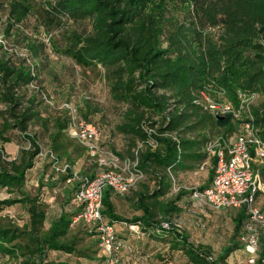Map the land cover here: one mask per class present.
<instances>
[{
  "label": "trees",
  "instance_id": "trees-1",
  "mask_svg": "<svg viewBox=\"0 0 264 264\" xmlns=\"http://www.w3.org/2000/svg\"><path fill=\"white\" fill-rule=\"evenodd\" d=\"M182 4L190 19L182 24L166 18L158 0H52L40 8L38 16L46 28L60 26L62 20L91 23L89 34L67 37L61 54L81 69H102L112 98L127 108L116 131L128 139L129 159L134 161L136 151L137 170L157 184L150 194L144 187L135 193L134 209L141 215L131 221L117 214L112 203L116 196L105 191L104 218L113 225L161 231L169 252H179L186 264H227L231 254L243 249L236 240L244 238L241 235L249 218L246 207L235 211L230 246L216 258L208 249L191 245L183 233L171 228L163 231L156 219L168 214L169 205L164 201L172 177L193 172L209 159L204 151L206 136L189 139L186 135L217 128L228 134L233 131L232 125L222 126L224 123L202 106L205 78L218 79L230 93L242 90L264 97V0H182ZM4 5L8 7L9 33L27 11L23 0H0V10ZM209 30L217 33L209 34ZM29 50L40 56L35 47ZM38 76L41 78L39 64ZM29 78L20 58L0 54V141L6 145L19 136L17 139L29 144L14 160L0 158V190L12 196L0 201V212L19 204L29 218L21 228L0 218V257L14 264H65L47 262L48 253L55 252L97 262L98 252L102 253L96 234L80 223L73 224L79 210L61 215L45 228L48 206L39 196L23 193L27 173L40 154L37 137L29 129L34 124L47 127L37 110L42 104L24 95ZM89 112L86 106L81 117L91 122ZM253 114L264 144V111ZM67 124L68 116L55 120L48 143L50 153L72 169L77 159L87 155L84 147L67 137ZM209 160L214 166L215 161ZM213 173L211 169L209 184ZM66 175L64 183L71 177L70 171ZM81 236L96 242L88 245ZM260 246L255 264H264L263 238ZM99 257L104 264V256Z\"/></svg>",
  "mask_w": 264,
  "mask_h": 264
},
{
  "label": "rangeland",
  "instance_id": "rangeland-1",
  "mask_svg": "<svg viewBox=\"0 0 264 264\" xmlns=\"http://www.w3.org/2000/svg\"><path fill=\"white\" fill-rule=\"evenodd\" d=\"M51 1L23 0L27 11L26 16L20 24L13 25L9 33L6 32L8 29V7L4 5L0 10V39L6 41L9 46L16 47L21 54L35 59L36 64L40 66L41 85L51 102V106L48 108L42 105L37 107L40 119L47 122V127L34 124L29 129L30 134L37 137L40 154L34 160V167L27 173L25 186L22 189L25 195L39 196L41 202L48 206L45 228H48L52 221L61 215L72 213L75 209L70 202L72 197L70 193L76 183L66 184L62 181V178L67 175L54 169L48 143L49 135L54 133V121L68 116L66 106L75 110L79 116L85 113L87 106L90 109L88 120L103 132L104 149L118 156L121 162L129 158L127 154L128 139L116 131V127L123 122V114L127 108L112 98L108 85L103 79L102 69H81L75 66L71 59L61 54L66 46L67 37L74 34H89L92 31L91 23L88 21L72 23L62 20L60 26L49 28L42 26L38 12L46 2ZM158 2L164 6L167 12L166 18L179 24L190 20L187 6L182 4V0H158ZM208 32L215 35L217 30ZM30 46L40 51L39 57L29 50ZM163 47H166V44H163ZM201 92L220 110L219 120L224 123L222 126L232 125L233 131L228 134L225 131L221 132L220 128L207 129L188 134L187 138H198L201 135L206 136L208 140L222 136L235 138L242 133L243 126L247 123L253 125L259 137L261 129L257 126L253 113L254 111H264L263 96L242 90L230 93L220 85L218 79L209 77L205 78ZM17 137L6 145H2L0 141V150L4 152L7 160L16 159L20 155V150L29 148V144ZM150 144L153 148L156 147L153 142ZM138 146L141 147L140 144ZM252 159L254 171L259 172L260 177H263L264 158L258 160L256 155H253ZM60 162L66 163L65 160ZM211 169L214 170V166L210 161L204 166V169L200 168L172 177L171 188L164 201L169 205L168 214L162 217L157 216L156 220L160 223L165 221L171 229L186 235L191 245L208 249L212 258H216L222 249L230 246L233 237L231 221L235 211L213 210L193 197L195 192L199 193L209 186V171ZM97 171L98 167L95 165V161L86 156L77 159L72 167V172L76 173L78 177H89V174L94 175ZM262 181L264 182V180ZM156 186V182L143 177L134 190L122 199L120 215L127 221L140 217L141 212L134 209L135 193L144 187L150 194L156 189ZM7 198H12V196L5 190H0V201ZM255 209L258 211L260 219L248 218L244 235H241L244 238L236 240L243 246V249L231 254L227 259V264H255L256 253L261 249L260 240L264 239V197L260 199L259 203L256 202ZM135 213H138L139 216ZM0 218L8 220L19 228L29 220L25 209L19 204L0 212ZM78 230L73 229V232H78ZM126 234V232H119L118 237L126 242L130 250L138 252L131 253L129 250H123L116 254L113 264H186L179 252H169L168 246L165 245L166 238L161 231L141 227L139 235L124 236ZM84 239L88 245L96 242L94 238ZM98 248H96L97 251ZM251 249L255 251L253 254L250 253ZM99 256L103 255L98 252L97 262H91L61 253L49 252L47 262L103 264L99 262ZM0 264L14 263H9L6 258L0 257Z\"/></svg>",
  "mask_w": 264,
  "mask_h": 264
},
{
  "label": "built area",
  "instance_id": "built-area-1",
  "mask_svg": "<svg viewBox=\"0 0 264 264\" xmlns=\"http://www.w3.org/2000/svg\"><path fill=\"white\" fill-rule=\"evenodd\" d=\"M1 53L23 61L30 77L24 86L27 100L36 98V103L50 107L51 102L41 85L35 59L21 54L16 47L9 46L3 39H0ZM200 96L204 109L219 117L220 110L208 101L202 92ZM65 108L68 111L65 130L67 137L84 147L87 157L95 161L98 171L92 178L78 177L67 163H61L52 153L51 163L57 172L67 174L70 171L71 177L66 180V184L74 182L77 185L71 205L79 212L73 218V224L80 223L95 233L105 258L104 263L113 264L116 254L126 250L128 246L118 237L114 225L102 215L103 196L105 191L109 190L116 197H126L141 182L143 175L136 168L137 152H134V161L128 158L121 162L118 156L104 149L103 132L97 125L86 121L70 107ZM263 147L264 144L251 123L245 124L242 133L235 138L218 137L208 140L204 151L215 161L213 177L209 186L199 193L195 192L193 197L213 210H237L244 206L249 213V219H260L255 204L258 194L264 196V184L259 172L253 169L252 155H256L258 160L264 158ZM0 158L8 161L2 150ZM126 228L129 232L139 235V225L130 224L126 225ZM161 229L168 231L170 227L161 223ZM254 252V249H251L250 253Z\"/></svg>",
  "mask_w": 264,
  "mask_h": 264
},
{
  "label": "crops",
  "instance_id": "crops-1",
  "mask_svg": "<svg viewBox=\"0 0 264 264\" xmlns=\"http://www.w3.org/2000/svg\"><path fill=\"white\" fill-rule=\"evenodd\" d=\"M210 159V158H209ZM207 160L206 161V163H204L200 168L201 169H204V166H206L207 165V163L208 162H210L211 160ZM199 168V169H200ZM196 171V170H195ZM90 173V172H89ZM97 173V172H96ZM95 173V174H96ZM94 174V175H95ZM91 177L92 176H94V175H92V173L91 174H89ZM262 180H264V173H263V177H261V181ZM262 183L264 184V182L262 181ZM262 197H264L261 193L260 194H258V196H257V200H256V202L257 203H259V201H260V199L262 198ZM112 203H113V205H114V208H115V210H116V212H117V214H119L120 215V213H119V210L121 209V205H122V203H123V201H122V199H120V198H116V197H112ZM134 203H135V199H134ZM133 203V204H134ZM124 208V207H123ZM233 211H237V210H235V209H232ZM135 215H137V216H139L138 215V213H135ZM126 225H130V224H125V223H116V224H114V227H115V230H116V232H117V234L119 233V232H126L127 234L126 235H124V236H132L133 235V233H131V232H129L128 230H127V228H126ZM121 226V227H120ZM135 235V234H134ZM119 236H123V235H119ZM126 250H129L131 253H137L138 251H136V252H133L132 250H130V248H127Z\"/></svg>",
  "mask_w": 264,
  "mask_h": 264
},
{
  "label": "water",
  "instance_id": "water-1",
  "mask_svg": "<svg viewBox=\"0 0 264 264\" xmlns=\"http://www.w3.org/2000/svg\"><path fill=\"white\" fill-rule=\"evenodd\" d=\"M218 119H219V117H218Z\"/></svg>",
  "mask_w": 264,
  "mask_h": 264
}]
</instances>
